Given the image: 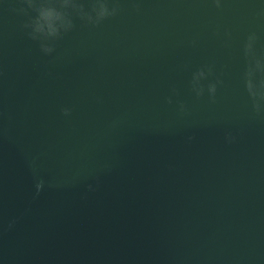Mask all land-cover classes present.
Listing matches in <instances>:
<instances>
[{
  "label": "water",
  "instance_id": "95a60500",
  "mask_svg": "<svg viewBox=\"0 0 264 264\" xmlns=\"http://www.w3.org/2000/svg\"><path fill=\"white\" fill-rule=\"evenodd\" d=\"M0 264H264V0H0Z\"/></svg>",
  "mask_w": 264,
  "mask_h": 264
}]
</instances>
